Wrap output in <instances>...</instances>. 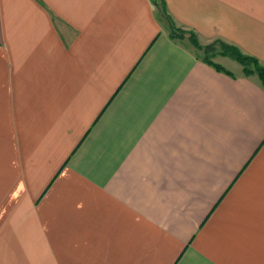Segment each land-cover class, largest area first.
Listing matches in <instances>:
<instances>
[{"label": "crops", "instance_id": "crops-1", "mask_svg": "<svg viewBox=\"0 0 264 264\" xmlns=\"http://www.w3.org/2000/svg\"><path fill=\"white\" fill-rule=\"evenodd\" d=\"M0 0V264H264V0Z\"/></svg>", "mask_w": 264, "mask_h": 264}, {"label": "trees", "instance_id": "trees-1", "mask_svg": "<svg viewBox=\"0 0 264 264\" xmlns=\"http://www.w3.org/2000/svg\"><path fill=\"white\" fill-rule=\"evenodd\" d=\"M152 1H154V3L157 4V6L160 8L163 17L169 19V15L166 12V6L164 1L163 0H152ZM170 24H171V32H170L171 37L183 38L185 31H181V29L177 28L173 24V22ZM189 35L194 46L203 52V60L208 62L210 65L214 66L217 70L225 71L227 73L229 72L222 65L214 62L208 56V52H211L212 54H216L217 53L215 52L216 49L220 47L221 53L233 57L243 66V72L246 76H250L254 74L258 75L262 85L264 86V64L261 63V61L257 57L244 53L237 45L227 43L221 39H216L210 44L202 45L199 43L198 39L196 38V35L193 32H189Z\"/></svg>", "mask_w": 264, "mask_h": 264}, {"label": "rangeland", "instance_id": "rangeland-1", "mask_svg": "<svg viewBox=\"0 0 264 264\" xmlns=\"http://www.w3.org/2000/svg\"><path fill=\"white\" fill-rule=\"evenodd\" d=\"M181 29V31H185L184 33V35H183V38H185V37H187L189 40H190V42H192V40L190 39V35H189V32L187 31V30H184V29H182V28H180ZM178 37V36H177ZM183 38H177V39H183ZM219 39V38H218ZM214 40H216V39H213V40H211L209 43H207V44H210V43H212ZM222 40V39H221ZM223 41H225V40H223ZM225 42H227V41H225ZM200 43V42H199ZM227 43H229V42H227ZM192 44H193V42H192ZM201 44V43H200ZM207 44H205V45H207ZM230 44H233V43H230ZM194 45V44H193ZM195 47V46H194ZM196 48V47H195ZM197 49V48H196ZM198 51H199V49H198ZM221 51V48L220 47H218L217 49H216V51L215 52H217L216 54H212L211 52H208V56H209V58L210 59H212V60H216L217 58H220V57H227V58H231V59H234L233 57H231V56H229V55H225V54H223V53H221L220 52ZM211 53V54H210ZM202 54H203V52H202ZM235 60V59H234ZM237 61V60H236ZM261 61V60H260ZM238 62V61H237ZM262 62V61H261Z\"/></svg>", "mask_w": 264, "mask_h": 264}]
</instances>
